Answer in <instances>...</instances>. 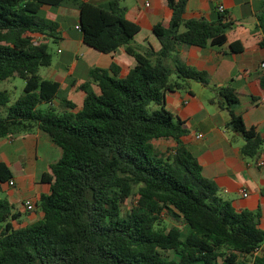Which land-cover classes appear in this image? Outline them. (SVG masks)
Masks as SVG:
<instances>
[{"label":"trees","instance_id":"1","mask_svg":"<svg viewBox=\"0 0 264 264\" xmlns=\"http://www.w3.org/2000/svg\"><path fill=\"white\" fill-rule=\"evenodd\" d=\"M186 1L162 0L169 15L151 27L159 44L153 49L134 42L139 28L117 0H0V81L23 80L9 105L0 89V137L37 128L60 149L40 175L48 191L32 203L37 220L20 225L19 213L0 197V264H264L258 211L234 209L219 196L181 142L182 122L164 107L166 91L183 89L188 80L208 84L205 72L180 60V46H221L230 25L222 12L211 21L183 19ZM65 4L77 9L86 46L101 53L121 48L134 61L121 77L113 62L89 67L77 84L78 107L57 81L40 77L51 54L47 42L30 36L57 43V22L41 7ZM258 25L264 34V16ZM212 89L228 113L226 126L243 139L240 153L255 158L264 139L235 112L237 94ZM158 140L172 144L159 148ZM9 180L12 172L0 161V190ZM165 218L173 223L166 227Z\"/></svg>","mask_w":264,"mask_h":264},{"label":"crops","instance_id":"2","mask_svg":"<svg viewBox=\"0 0 264 264\" xmlns=\"http://www.w3.org/2000/svg\"><path fill=\"white\" fill-rule=\"evenodd\" d=\"M108 1L93 0L91 3L105 5ZM117 1L124 8L125 18L139 28L134 42L157 49L159 44L151 27L156 22H165L169 15L162 0ZM218 5L222 6L221 11L216 9ZM221 12L230 20V25L224 29V44L186 45L180 46L178 51L183 63L206 73L208 84L202 86L188 80L183 89L166 91L163 102L165 109L185 127L186 132L180 140L199 164L200 174L215 183L219 196L232 208L257 210V227L264 231V144L255 158L240 153L243 139L226 126L228 113L220 106L221 99L214 97L212 89L219 86L232 88L238 97L235 112L246 127H253L264 139V69L258 67L264 60V46L258 45V41L264 39L258 25V17L264 16V0H187L182 18L211 21ZM41 14L57 22L60 39L55 51L63 53V62L59 65L62 69L57 72L51 65L47 66L51 73L47 79L57 81L65 91V97L76 107L82 98L77 84L86 79L89 67L107 68L113 62L119 67L121 77L133 65V59L121 48L112 53H101L86 46L75 28L78 11L73 6L65 4L52 8L44 5ZM42 41L49 40L44 38ZM232 42H238L240 50L230 51L228 44ZM65 76L69 77L68 84L64 83ZM197 134L200 136L196 137ZM163 142L164 146L172 144ZM59 155L60 149L37 128L0 137V161L9 167L13 182L11 186L1 184V191L13 205V211L19 213L20 225L40 217L35 207L25 211L21 203L29 198L34 204L39 194L48 191V183L42 182L40 175L48 171V165ZM258 161L262 163L258 164ZM16 163L18 169L13 173L12 165ZM11 223L16 226L14 221Z\"/></svg>","mask_w":264,"mask_h":264},{"label":"rangeland","instance_id":"3","mask_svg":"<svg viewBox=\"0 0 264 264\" xmlns=\"http://www.w3.org/2000/svg\"><path fill=\"white\" fill-rule=\"evenodd\" d=\"M91 2H93V0H91ZM30 36L33 39L38 40V41L43 40V38L38 34H30ZM47 46H48V51L51 54V61H50L51 68L54 70H57V72H59L58 69L61 67L59 65L62 64V62H63V53L60 54V53L55 51L56 48L58 47V44L55 42L48 41ZM60 69H62V68H60ZM38 74L42 78H50L51 77V73L47 67H39L38 68ZM59 74H61V73H59ZM68 81H69V77L65 76L64 83L68 84ZM22 87H23V80L19 77L7 78L3 81H0V89H5L7 91V94H8V102L6 103V105L11 104L14 101V99L17 98V96H19L22 93ZM60 93L62 95H65V91L61 87H60ZM71 96L73 98H75V95L73 93L71 94ZM56 103H57V101L54 100L52 105L56 106ZM153 106H154L153 104H150V108H152ZM46 107H47V104H45V103H42L38 106V108H40L42 110H44ZM154 144L159 148L164 147V142L162 140L155 141ZM17 169H18L17 163L12 165L13 173H16L15 171ZM3 196H4V194L0 190V197H3ZM128 204H129V200L127 201L126 206L122 208V211L128 206ZM164 223L167 227L170 224H172L173 222H171L170 220L165 218Z\"/></svg>","mask_w":264,"mask_h":264},{"label":"built area","instance_id":"4","mask_svg":"<svg viewBox=\"0 0 264 264\" xmlns=\"http://www.w3.org/2000/svg\"><path fill=\"white\" fill-rule=\"evenodd\" d=\"M216 9H217L218 11H221L222 6H221V5H218V6L216 7ZM75 28L78 29L77 25L75 26ZM258 67H259L260 69H264V60H262V61H260V62L258 63ZM199 136H200V134H197V135H196V137H199ZM261 163H262V161H258V164H261ZM7 184H8L9 186H11V185L13 184L12 180H9ZM242 195H245L244 192H242ZM21 204H22V207H23L25 210H27V211H31V210H32V206H33V204H32V202H31V200H30L29 198L24 199V200L22 201Z\"/></svg>","mask_w":264,"mask_h":264}]
</instances>
